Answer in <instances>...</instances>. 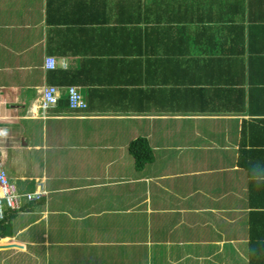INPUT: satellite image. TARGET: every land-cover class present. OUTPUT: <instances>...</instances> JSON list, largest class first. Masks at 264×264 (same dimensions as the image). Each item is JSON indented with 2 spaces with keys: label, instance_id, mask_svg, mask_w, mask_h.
I'll use <instances>...</instances> for the list:
<instances>
[{
  "label": "crops",
  "instance_id": "obj_1",
  "mask_svg": "<svg viewBox=\"0 0 264 264\" xmlns=\"http://www.w3.org/2000/svg\"><path fill=\"white\" fill-rule=\"evenodd\" d=\"M0 160L19 191H46L6 211L0 264H247L264 0H0Z\"/></svg>",
  "mask_w": 264,
  "mask_h": 264
},
{
  "label": "trees",
  "instance_id": "obj_2",
  "mask_svg": "<svg viewBox=\"0 0 264 264\" xmlns=\"http://www.w3.org/2000/svg\"><path fill=\"white\" fill-rule=\"evenodd\" d=\"M57 65L58 60L56 59L53 67L48 69H56ZM61 65L65 67V64L62 63ZM67 88L68 85H66L65 90ZM128 149L133 157L134 166L136 169H142L144 165L150 162L153 158L152 149L147 139L144 137H137L131 140L128 144ZM245 164L243 163V166L246 169L250 167L249 165L248 167ZM247 172L249 175V181L246 184V186H248L246 196L249 201V205H251V209L248 213V218L246 221V235L248 239L247 264H264V190L260 191V185L257 184L260 180V177L253 179L252 176L255 173L252 171V167H250L249 170L247 169ZM43 198L44 197H38L33 201H39ZM26 202H31V200L24 199L21 202V206Z\"/></svg>",
  "mask_w": 264,
  "mask_h": 264
},
{
  "label": "built area",
  "instance_id": "obj_3",
  "mask_svg": "<svg viewBox=\"0 0 264 264\" xmlns=\"http://www.w3.org/2000/svg\"><path fill=\"white\" fill-rule=\"evenodd\" d=\"M47 66L53 67L52 58H47ZM58 96L57 88L48 85L42 89L41 108H47L56 102ZM67 101L71 108H83L86 106L76 86L67 88ZM29 196V195H28ZM20 193L17 192L16 186L10 181L0 162V217H2L3 207L14 209L19 206Z\"/></svg>",
  "mask_w": 264,
  "mask_h": 264
},
{
  "label": "bare ground",
  "instance_id": "obj_4",
  "mask_svg": "<svg viewBox=\"0 0 264 264\" xmlns=\"http://www.w3.org/2000/svg\"><path fill=\"white\" fill-rule=\"evenodd\" d=\"M47 58H52L53 59V61H54V63H55V59L53 58V57H50V56H48V57H46V59H45V61H44V68H51V67H49V66H47ZM48 86V85H47ZM54 86V85H53ZM69 86H71V85H68V87ZM45 87V86H44ZM56 87V86H55ZM57 88V87H56ZM42 89H43V87H42ZM77 89H78V87H77ZM78 91H79V89H78ZM57 92H58V96H57V100H56V102L54 103V104H52V105H49L47 108H49V107H52V106H55L56 105V103H57V101H58V98H59V90H58V88H57ZM79 93H80V91H79ZM81 94V93H80ZM41 97H42V90H41ZM41 97H40V102H39V104H38V106H39V108L43 111V110H45V109H47V108H41V106H40V104H41ZM81 97H82V99H83V96L81 95ZM84 100V99H83ZM66 101H67V89H66ZM84 102H85V100H84ZM85 104H86V102H85ZM67 105H68V107L70 108V109H85L86 108V106H87V104H86V106L85 107H83V108H71L70 106H69V104H68V101H67ZM0 162H1V164H2V161L0 160ZM2 167H3V169L5 170V168H4V166H3V164H2ZM5 172H6V170H5ZM6 175H7V172H6ZM7 177H8V175H7ZM8 179H9V177H8ZM10 181H12L11 179H9ZM13 182V181H12ZM14 183V182H13ZM14 185H15V183H14ZM16 186V185H15ZM16 190H17V192L18 193H20V201H19V206L18 207H16V208H14V209H11V208H8V207H3V213H2V217H0V221H2L4 218H5V214H6V211L7 210H12V211H17V210H19L20 208H21V202L24 200V199H28V200H31V201H33L34 199H36V198H38V197H41V196H43V195H45V190L42 188V185L40 184V183H38V185H37V187L33 190V191H31V192H23V191H19L18 189H17V187H16ZM29 195V196H28Z\"/></svg>",
  "mask_w": 264,
  "mask_h": 264
},
{
  "label": "water",
  "instance_id": "obj_5",
  "mask_svg": "<svg viewBox=\"0 0 264 264\" xmlns=\"http://www.w3.org/2000/svg\"><path fill=\"white\" fill-rule=\"evenodd\" d=\"M7 232L9 233V230H7ZM12 245H15V244H4V245H0V246H2V247H7V246H12Z\"/></svg>",
  "mask_w": 264,
  "mask_h": 264
},
{
  "label": "rangeland",
  "instance_id": "obj_6",
  "mask_svg": "<svg viewBox=\"0 0 264 264\" xmlns=\"http://www.w3.org/2000/svg\"><path fill=\"white\" fill-rule=\"evenodd\" d=\"M45 110H46V109H45ZM45 110H43L42 113H44Z\"/></svg>",
  "mask_w": 264,
  "mask_h": 264
}]
</instances>
